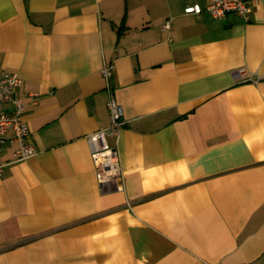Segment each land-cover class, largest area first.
Here are the masks:
<instances>
[{
    "label": "crops",
    "instance_id": "crops-1",
    "mask_svg": "<svg viewBox=\"0 0 264 264\" xmlns=\"http://www.w3.org/2000/svg\"><path fill=\"white\" fill-rule=\"evenodd\" d=\"M207 2L0 0V75L37 150L1 154L0 264H264V0L247 20L183 12ZM109 91L119 188L86 139Z\"/></svg>",
    "mask_w": 264,
    "mask_h": 264
},
{
    "label": "built area",
    "instance_id": "built-area-1",
    "mask_svg": "<svg viewBox=\"0 0 264 264\" xmlns=\"http://www.w3.org/2000/svg\"><path fill=\"white\" fill-rule=\"evenodd\" d=\"M248 0H208L205 7L201 4L192 3L184 7L185 14H201L206 11L213 19L221 20L227 17V14H235L248 19L249 4ZM164 30L170 28V19L162 25ZM113 65L106 63L100 70L101 76L105 80L107 89H110V78L113 74ZM235 77L242 78L243 81H252V76L246 73L245 68L241 67L233 72ZM19 86L21 79L16 72H4L0 75V174L6 163L1 159L4 145L7 142L17 144L14 150L12 161H20L33 156L37 150L30 141V130L27 121L23 118L24 102L19 95ZM112 91H109V97L106 102L110 115V122L107 126L99 128L92 133L86 134L89 144L92 162L94 164L96 178L100 187L107 183L115 182L121 179V166L118 159L116 148L108 141V137L114 135L118 138L121 127L125 123L123 118L122 106L118 103ZM32 104L37 103V94L28 92Z\"/></svg>",
    "mask_w": 264,
    "mask_h": 264
}]
</instances>
